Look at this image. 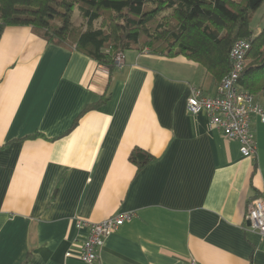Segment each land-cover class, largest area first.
Wrapping results in <instances>:
<instances>
[{"label":"crops","instance_id":"crops-1","mask_svg":"<svg viewBox=\"0 0 264 264\" xmlns=\"http://www.w3.org/2000/svg\"><path fill=\"white\" fill-rule=\"evenodd\" d=\"M124 56L109 72L0 23V264H87L77 221L126 212L94 264H264L246 221L264 199V124L253 119L257 155L245 158L206 113L187 111L193 90L217 95L203 66ZM135 149L154 158L142 170Z\"/></svg>","mask_w":264,"mask_h":264},{"label":"trees","instance_id":"trees-1","mask_svg":"<svg viewBox=\"0 0 264 264\" xmlns=\"http://www.w3.org/2000/svg\"><path fill=\"white\" fill-rule=\"evenodd\" d=\"M264 0H0V23L31 27L48 44L74 49L113 72L128 51L175 58L203 66L217 85L231 70L230 52L251 42L239 85L264 99V28L253 32V14ZM79 12L84 23L72 19ZM101 22L96 27L95 24ZM264 106V105H263ZM139 170L154 158L135 149ZM27 264V263H26Z\"/></svg>","mask_w":264,"mask_h":264},{"label":"built area","instance_id":"built-area-1","mask_svg":"<svg viewBox=\"0 0 264 264\" xmlns=\"http://www.w3.org/2000/svg\"><path fill=\"white\" fill-rule=\"evenodd\" d=\"M251 49V42L238 40L230 52L231 70L217 87L215 97H206L200 90H193L187 102V111L196 116L206 113L210 118L212 129L220 130L227 139L237 141L240 151L245 158H255L257 147L252 131L254 118H259L264 124V106L249 93L241 90L239 81L246 65L247 55ZM124 55L117 56V67L124 62ZM133 212L121 213L101 223H91L79 219L78 229H86L87 234L77 241L79 252L76 258L94 264L100 259V250L106 238L118 231L125 223L133 220ZM246 221L248 228L260 234L264 247V199L257 198L249 205ZM68 257H74L69 252ZM191 264H197L191 261Z\"/></svg>","mask_w":264,"mask_h":264},{"label":"rangeland","instance_id":"rangeland-1","mask_svg":"<svg viewBox=\"0 0 264 264\" xmlns=\"http://www.w3.org/2000/svg\"><path fill=\"white\" fill-rule=\"evenodd\" d=\"M75 26L79 27L84 23V20L81 18L79 12H75L73 19ZM101 22L95 24L98 27ZM251 27L253 32L258 33L261 29L264 28V3L263 5L253 14Z\"/></svg>","mask_w":264,"mask_h":264}]
</instances>
